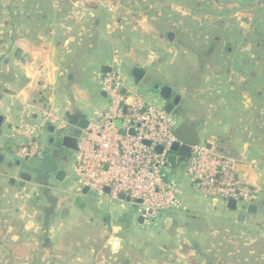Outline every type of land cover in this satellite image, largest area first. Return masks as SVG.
Wrapping results in <instances>:
<instances>
[{"label":"crops","instance_id":"crops-1","mask_svg":"<svg viewBox=\"0 0 264 264\" xmlns=\"http://www.w3.org/2000/svg\"><path fill=\"white\" fill-rule=\"evenodd\" d=\"M107 1L20 0L24 5L15 3L7 16L0 15V264H216L206 249L220 228L264 224V109L257 108L256 76L238 80V90H225L219 112L209 108L206 98L198 104L182 84L150 83L143 65L127 66L112 19L99 17ZM115 54L123 70L131 69V78L134 68L143 70L148 95L155 82L171 88L177 103L170 113L178 126L189 121L209 149L237 160L240 180L259 188L253 212L195 192L185 175L188 158L163 170L182 192L176 212L139 220L135 206L134 211L125 203L115 207L113 201L74 191L73 152L61 146L60 138L79 137L83 121L97 120L105 109L100 79ZM123 76L133 86L134 79ZM152 100L164 105L161 97ZM48 113L65 127L47 122ZM32 140L42 146V158L15 159L14 148ZM63 156L65 176L58 180ZM21 172L31 176L22 185ZM91 198L108 206L91 211Z\"/></svg>","mask_w":264,"mask_h":264},{"label":"rangeland","instance_id":"rangeland-1","mask_svg":"<svg viewBox=\"0 0 264 264\" xmlns=\"http://www.w3.org/2000/svg\"><path fill=\"white\" fill-rule=\"evenodd\" d=\"M259 1L108 0L99 17L112 19L116 44L128 56L127 66L143 65L150 83L159 80L182 84L188 87L190 95L194 94L198 104L199 98H206L209 108L219 112L217 102L225 90H238V80L243 83L244 78L254 73L260 94L257 108L264 109V0ZM15 3L21 2L0 0V15L7 16ZM123 69V74L132 81L131 69ZM176 77L180 81L176 82ZM142 82L145 80L137 84L138 92L156 106L152 99L160 100V97L152 89L149 95L144 92ZM95 88H99L98 83ZM42 156L40 145V153L31 162ZM89 200L87 208L91 211L108 206L106 202L98 204L93 198ZM113 203L118 207L120 202ZM125 205L134 211L131 203ZM212 236L215 239L205 249L216 264H264V224L229 231L220 228Z\"/></svg>","mask_w":264,"mask_h":264},{"label":"built area","instance_id":"built-area-1","mask_svg":"<svg viewBox=\"0 0 264 264\" xmlns=\"http://www.w3.org/2000/svg\"><path fill=\"white\" fill-rule=\"evenodd\" d=\"M121 63L115 54L103 72L100 89L107 105L98 120L88 123L85 137L79 139L73 152L74 191L86 187L99 202L116 201L118 193H125L143 218L161 211H179L181 189L173 176L163 173L169 146L176 141L178 121L163 106L150 104L136 86L126 84ZM45 119L59 129L66 125L55 114L48 113ZM158 146L161 151H157ZM39 153L40 145L33 140L13 150L19 161L31 162ZM185 175L195 192L225 204L234 200L236 207L248 206L258 197V187L240 180L236 159L201 142L191 146ZM135 200L141 202L134 204Z\"/></svg>","mask_w":264,"mask_h":264},{"label":"water","instance_id":"water-1","mask_svg":"<svg viewBox=\"0 0 264 264\" xmlns=\"http://www.w3.org/2000/svg\"><path fill=\"white\" fill-rule=\"evenodd\" d=\"M168 38L171 39V34L168 35ZM144 75V72L140 68H134L132 71V78L134 79L135 83H139ZM152 90L157 92L161 99L164 102L163 108L167 113L172 112L173 107L177 103V99H175L173 102L170 101L172 90L167 85H161L158 82H155L152 85ZM99 119V118H98ZM97 119V120H98ZM88 121L84 120L83 124H81V128L85 129L87 127ZM53 127L49 126V130H52ZM174 136L176 138V141L172 142L169 146V152L166 156V164H169L170 166H175L178 160H183L185 158H189L191 154V146L197 145L198 143H203L209 148V144L206 140L200 139V137L197 134V131L195 129L194 124L190 123L189 121H183L179 126L176 127L174 130ZM85 137V133L81 134L79 137H74L70 135H63L60 138L61 146L65 148L68 151H77L78 149V141L81 138ZM157 151H161L162 147L158 146ZM66 156H63L61 161L59 162L58 166L59 169L56 172L55 178L58 180H63L65 176V166H66ZM3 159V157L0 155V161ZM18 163V162H17ZM20 182L19 184L22 185L24 181H29L31 176L26 172H21L19 175ZM12 181V180H11ZM14 182V181H12ZM109 189L105 188V192H108ZM82 194H93L92 191L88 190V188L84 187L80 190ZM79 198L76 199V203H78ZM116 200L121 201L124 203H131L130 197L125 193H118L116 195ZM140 200H135L134 204H139ZM227 207L231 209L236 208V203L234 200H229L227 202ZM241 209L246 210L247 212H253L255 209L254 204L248 205V206H242ZM64 212L66 213V209H64ZM142 219V216H139V220Z\"/></svg>","mask_w":264,"mask_h":264},{"label":"flooded vegetation","instance_id":"flooded-vegetation-1","mask_svg":"<svg viewBox=\"0 0 264 264\" xmlns=\"http://www.w3.org/2000/svg\"><path fill=\"white\" fill-rule=\"evenodd\" d=\"M175 99H177L176 96L171 94V99H170V101L173 102Z\"/></svg>","mask_w":264,"mask_h":264}]
</instances>
